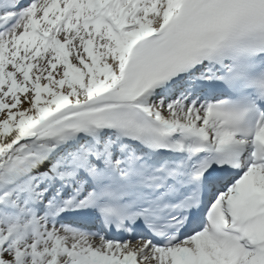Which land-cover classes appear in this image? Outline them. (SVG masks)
<instances>
[{"label": "snow or ice", "instance_id": "snow-or-ice-1", "mask_svg": "<svg viewBox=\"0 0 264 264\" xmlns=\"http://www.w3.org/2000/svg\"><path fill=\"white\" fill-rule=\"evenodd\" d=\"M0 264H264V0H0Z\"/></svg>", "mask_w": 264, "mask_h": 264}]
</instances>
